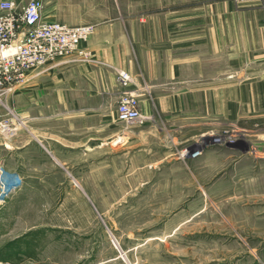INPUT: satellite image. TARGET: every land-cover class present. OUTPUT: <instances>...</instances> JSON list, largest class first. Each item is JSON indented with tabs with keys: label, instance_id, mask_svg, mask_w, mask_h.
Returning a JSON list of instances; mask_svg holds the SVG:
<instances>
[{
	"label": "rangeland",
	"instance_id": "obj_1",
	"mask_svg": "<svg viewBox=\"0 0 264 264\" xmlns=\"http://www.w3.org/2000/svg\"><path fill=\"white\" fill-rule=\"evenodd\" d=\"M47 2L95 29L132 12L127 0ZM35 73L0 88V264H264V121L178 148L128 142L153 118L118 119L126 90L63 101ZM115 132L118 142L82 145Z\"/></svg>",
	"mask_w": 264,
	"mask_h": 264
},
{
	"label": "crops",
	"instance_id": "obj_2",
	"mask_svg": "<svg viewBox=\"0 0 264 264\" xmlns=\"http://www.w3.org/2000/svg\"><path fill=\"white\" fill-rule=\"evenodd\" d=\"M44 3V19L66 22L48 10L47 0ZM126 4L132 12L97 25L83 43L92 59L63 60L31 73L46 77L48 91L57 90L63 101L68 92L77 91L80 102L103 103L108 96L119 99L126 90L118 84L117 68L129 70L136 77L132 88L148 87L140 96V107L153 120L128 132V142L140 140L145 145L160 140L178 148L227 127L244 136L249 125L264 121V0H127ZM221 135L220 141L225 139ZM120 137L119 132L92 136L82 145L111 144ZM142 151L146 154L150 148ZM187 155L190 158L192 152Z\"/></svg>",
	"mask_w": 264,
	"mask_h": 264
},
{
	"label": "built area",
	"instance_id": "obj_3",
	"mask_svg": "<svg viewBox=\"0 0 264 264\" xmlns=\"http://www.w3.org/2000/svg\"><path fill=\"white\" fill-rule=\"evenodd\" d=\"M44 7V0L25 3L0 0V88L13 86L33 70L51 63L91 59V51L83 43L94 33L95 26L46 20ZM117 74L119 84L126 88L117 104L118 119L142 121L145 115L140 107L139 90L131 87L134 76L123 68L117 69Z\"/></svg>",
	"mask_w": 264,
	"mask_h": 264
},
{
	"label": "bare ground",
	"instance_id": "obj_4",
	"mask_svg": "<svg viewBox=\"0 0 264 264\" xmlns=\"http://www.w3.org/2000/svg\"><path fill=\"white\" fill-rule=\"evenodd\" d=\"M198 154H194V156H197Z\"/></svg>",
	"mask_w": 264,
	"mask_h": 264
}]
</instances>
